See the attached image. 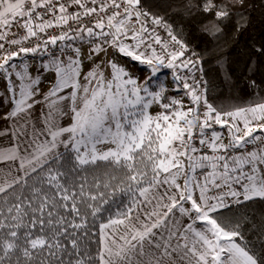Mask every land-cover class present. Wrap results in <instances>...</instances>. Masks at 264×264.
I'll use <instances>...</instances> for the list:
<instances>
[{
  "label": "snow or ice",
  "instance_id": "obj_1",
  "mask_svg": "<svg viewBox=\"0 0 264 264\" xmlns=\"http://www.w3.org/2000/svg\"><path fill=\"white\" fill-rule=\"evenodd\" d=\"M244 6L0 0V264H264V96L211 103L174 19Z\"/></svg>",
  "mask_w": 264,
  "mask_h": 264
},
{
  "label": "trees",
  "instance_id": "obj_2",
  "mask_svg": "<svg viewBox=\"0 0 264 264\" xmlns=\"http://www.w3.org/2000/svg\"><path fill=\"white\" fill-rule=\"evenodd\" d=\"M165 3L166 0H145V6L155 11H160ZM241 11L247 20L246 28L237 32L238 13L224 25V35L218 42L200 32L199 17L174 18L178 29L183 28L190 48L201 53L209 50L203 63L208 99L218 107L245 106L264 96V54L258 51L264 47V0H245ZM218 62L226 63L224 70ZM253 207L264 210L259 204Z\"/></svg>",
  "mask_w": 264,
  "mask_h": 264
},
{
  "label": "rangeland",
  "instance_id": "obj_3",
  "mask_svg": "<svg viewBox=\"0 0 264 264\" xmlns=\"http://www.w3.org/2000/svg\"><path fill=\"white\" fill-rule=\"evenodd\" d=\"M109 51H110V53H111V50H109ZM83 52L87 53V51H83ZM125 62H126V61H125L124 59H122V58L119 60V63H121V64H124ZM143 76H144V73L141 72V78H143ZM159 77H160L161 80H166V81L168 82L169 86H171V84H170L171 77H170V75L168 74L167 70H162V72L159 74ZM171 94H172V93H169V95H171ZM185 103H187V101H185ZM151 111H152V113L154 114L156 111H158V108L154 106V107L151 109Z\"/></svg>",
  "mask_w": 264,
  "mask_h": 264
},
{
  "label": "built area",
  "instance_id": "obj_4",
  "mask_svg": "<svg viewBox=\"0 0 264 264\" xmlns=\"http://www.w3.org/2000/svg\"><path fill=\"white\" fill-rule=\"evenodd\" d=\"M82 51H88L87 47L83 48Z\"/></svg>",
  "mask_w": 264,
  "mask_h": 264
}]
</instances>
